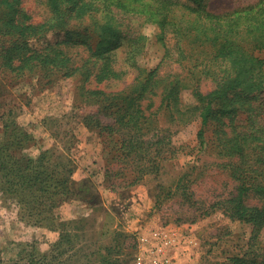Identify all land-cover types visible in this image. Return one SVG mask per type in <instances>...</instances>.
I'll return each instance as SVG.
<instances>
[{
    "label": "rangeland",
    "instance_id": "374dc122",
    "mask_svg": "<svg viewBox=\"0 0 264 264\" xmlns=\"http://www.w3.org/2000/svg\"><path fill=\"white\" fill-rule=\"evenodd\" d=\"M121 1L125 6L116 7V0H106L104 4L103 0L80 2L96 7L85 13L82 25L104 17L121 29L123 24L127 25L129 33L143 38L140 50L131 55L124 45L113 51L112 65L127 69L125 74L101 81L91 76L85 86L105 91L125 87L136 74L128 63L155 69L158 84L150 98L142 100L145 112H152L159 105L161 85L174 78L187 80L188 74L178 63L165 58L167 39L157 22L148 18L151 16H147L146 8L142 10L129 0ZM255 1L208 0V8L221 13ZM20 9L29 15L32 23L49 17L46 0H21ZM58 37L55 32H47L34 44L53 42ZM68 53L75 63H84L88 56L93 72L101 62V58L87 55L82 47L70 48ZM24 73L15 77L0 66V139H4L6 127L14 125L32 136L22 150L26 156L35 158L44 150H53L55 161H62L68 154L75 165L71 179L76 196L62 201L54 210L59 215L58 222L74 221L69 229L76 254L57 264H86L87 260L93 264L99 257L98 251L109 255L111 260L117 259L112 264H136V234L161 225L174 227L182 239L172 253L175 264H221L247 251L252 243V223L238 219L228 199L237 193L236 168L247 171L249 181L264 184V93L251 101L254 109L240 110L231 121L226 120L229 124L224 129L228 132L223 137L232 135L231 131L240 133L245 129L255 135L244 145L243 157L227 154L217 138L216 122L205 126L201 143L197 137L200 122L193 118L192 111L181 116L176 111L161 109L153 115L152 129L145 137L165 135L169 144L162 143L160 156L154 155L146 145L143 150L137 149L135 158L133 154L124 157V152L117 150L116 138L99 133L93 122L86 126L87 117L96 110L93 103L78 97V78L53 75L47 83L48 78L42 72ZM198 83L202 92L212 87L209 77L199 78ZM179 101L181 109L193 104L189 89L180 91ZM99 118L102 123L110 121L102 115ZM139 162L150 168L132 183L133 170H137ZM242 204L264 207V196L249 190ZM23 212L22 206L0 191V260L16 259L23 248L47 254L59 239L60 227L52 230L45 221L36 222L27 215L21 218ZM257 240L260 243L264 240V226ZM104 247L109 249L105 252Z\"/></svg>",
    "mask_w": 264,
    "mask_h": 264
},
{
    "label": "trees",
    "instance_id": "16d2710c",
    "mask_svg": "<svg viewBox=\"0 0 264 264\" xmlns=\"http://www.w3.org/2000/svg\"><path fill=\"white\" fill-rule=\"evenodd\" d=\"M80 2L46 0L48 19L32 23L29 15L20 9L21 0H0V66L15 77L37 70L38 74L42 72L41 75L48 78L47 83L53 75L78 78V97L93 103L96 110L87 117L86 126L93 122L99 133L116 138L117 150L124 152V157L133 154L136 158L137 149L143 150L146 145L154 155L160 156L162 143L169 144L168 137L156 134L155 138L147 139L145 136L152 129L153 115L161 109L170 113L176 111L181 116L192 111L193 118L200 122L197 137L201 143L205 126L216 122L217 138L227 154L244 156V145L253 140L254 133L248 129L240 133L234 130L229 137H223L228 132L224 127L229 124L226 120L231 121L238 111L254 109L251 101L264 93V0L221 13L208 8V0H129L142 10L146 8L147 16H151L148 18L157 22L162 36L167 39L165 58L178 63L188 74L187 80L174 78L163 83L159 105L148 113L142 107V100L150 98L149 94L158 84L155 69L147 70L128 63L136 74L125 87L115 91L86 88L91 76L101 81L125 74L127 69H116L112 65L113 51L124 45L127 54L130 52L131 55L140 50L143 38L129 33L127 25L123 24L124 29H121L104 17L82 25L85 13L96 7ZM105 4L107 9L108 3ZM123 6L121 0H116V7ZM75 20L78 22H73ZM47 32H55L59 37L53 42L34 44ZM74 47H82L87 55L101 58L96 72L92 71L88 56L84 63H75L68 53ZM201 77L211 79L212 87L206 92L199 89ZM182 89H189L193 97V104L184 109L180 108L179 101ZM99 115L110 121L102 123ZM31 139L32 136L19 127H6L4 139H0V191L23 207L21 218L27 215L36 222L45 221L52 230L60 227L59 239L50 246L47 254L23 248L16 259L0 260V264H57L76 254L69 229L74 221L58 222L59 215L54 210L62 201L76 196L71 179L75 165L68 154L62 161H55L53 150H44L35 158L26 156L22 150ZM139 163L137 170H133L132 183L150 168L144 165L146 163ZM235 170H238L234 174L239 184L236 195L228 202L238 219L252 223V243L241 256L230 257L221 264H264V240L261 243L257 240V234L264 226V207L242 204V198L249 190L264 196V184L249 181L247 171L242 168ZM87 201L92 203L90 199ZM107 249L109 247H104L105 252ZM97 254L99 257L93 264L117 261L99 251ZM89 263L87 260L86 264Z\"/></svg>",
    "mask_w": 264,
    "mask_h": 264
},
{
    "label": "built area",
    "instance_id": "2783aa9c",
    "mask_svg": "<svg viewBox=\"0 0 264 264\" xmlns=\"http://www.w3.org/2000/svg\"><path fill=\"white\" fill-rule=\"evenodd\" d=\"M136 264H175L172 254L182 243L174 227L161 225L139 231L135 236Z\"/></svg>",
    "mask_w": 264,
    "mask_h": 264
}]
</instances>
